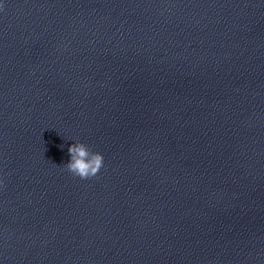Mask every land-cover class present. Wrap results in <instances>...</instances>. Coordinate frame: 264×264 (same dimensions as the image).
I'll return each instance as SVG.
<instances>
[{"label": "clouds", "instance_id": "clouds-1", "mask_svg": "<svg viewBox=\"0 0 264 264\" xmlns=\"http://www.w3.org/2000/svg\"><path fill=\"white\" fill-rule=\"evenodd\" d=\"M3 5H0L2 8ZM62 147V146H61ZM70 161L63 167L73 176L82 180L91 179L104 166V157L99 152L91 151L84 143L76 142L68 148Z\"/></svg>", "mask_w": 264, "mask_h": 264}]
</instances>
